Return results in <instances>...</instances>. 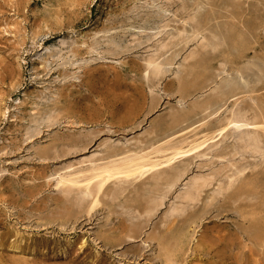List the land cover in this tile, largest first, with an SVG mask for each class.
Segmentation results:
<instances>
[{
  "label": "rangeland",
  "instance_id": "obj_1",
  "mask_svg": "<svg viewBox=\"0 0 264 264\" xmlns=\"http://www.w3.org/2000/svg\"><path fill=\"white\" fill-rule=\"evenodd\" d=\"M252 63L264 75V0H0V264H264V211L240 188L264 185L254 126L155 165L180 177L154 194L147 175L137 201L131 185L120 197L108 184L112 196L87 210L55 186L115 154L206 132L233 107L264 122ZM254 129L259 152L237 147ZM196 177L209 181L190 199Z\"/></svg>",
  "mask_w": 264,
  "mask_h": 264
},
{
  "label": "bare ground",
  "instance_id": "obj_2",
  "mask_svg": "<svg viewBox=\"0 0 264 264\" xmlns=\"http://www.w3.org/2000/svg\"><path fill=\"white\" fill-rule=\"evenodd\" d=\"M256 6V5H255ZM255 9V8H254ZM257 11V10H256ZM259 18V17H257ZM239 22V21H238ZM196 29V28H195ZM203 29V28H202ZM204 31V30H203ZM199 32V31H198ZM211 33V32H210ZM212 34V33H211ZM231 34V33H229ZM199 35V34H198ZM230 36V35H229ZM227 38V37H226ZM230 40V39H228ZM232 42V41H231ZM203 44V43H202ZM225 45V44H224ZM238 48V47H236ZM237 49V53H238ZM242 50V49H241ZM225 52V50H224ZM255 53V52H254ZM236 54V53H235ZM242 54V52H241ZM240 56V55H239ZM256 56V55H254ZM253 57V56H252ZM257 59V58H256ZM203 61V59H202ZM247 61V60H246ZM259 61V60H258ZM262 62V61H261ZM256 64V63H255ZM225 65V64H224ZM257 65V64H256ZM254 65L253 63L250 64V66H253L256 68L257 71H255L256 74L255 75V79L256 82L255 83H259V81L262 79L263 75V71L262 68L258 66ZM264 65V64H263ZM159 67V66H158ZM244 67V66H243ZM246 67V66H245ZM157 68V67H156ZM225 68V67H224ZM223 68V69H224ZM254 68V69H255ZM158 69V68H157ZM249 69L250 71L252 70V68H246ZM153 71V70H152ZM155 71V70H154ZM253 71V70H252ZM229 72V71H228ZM238 72V71H237ZM158 73V71H157ZM246 73V72H245ZM229 75V74H228ZM221 76V75H220ZM241 76V75H240ZM250 76V75H249ZM242 77V76H241ZM212 81V80H211ZM218 82V81H217ZM244 82V81H243ZM248 82V81H246ZM190 83V82H189ZM212 83V82H211ZM213 84V83H212ZM250 84V83H249ZM247 85V84H246ZM213 87V86H212ZM211 87V88H212ZM254 88V87H253ZM215 91V90H214ZM236 90H230L229 93L233 94ZM249 91V90H248ZM257 91V90H256ZM236 93V92H235ZM250 93V92H249ZM234 95V94H233ZM222 97H224V93H222ZM234 97V96H233ZM240 97V96H239ZM242 97V96H241ZM228 98V96H227ZM252 99V98H251ZM257 100V99H256ZM239 101V100H238ZM223 102V101H222ZM237 103V102H236ZM235 103V104H236ZM260 104V102H258ZM257 104V103H256ZM258 104V106H259ZM262 104V103H261ZM234 105V104H233ZM252 105V104H251ZM263 105V104H262ZM254 106V105H253ZM252 106V107H253ZM255 107V106H254ZM259 108V107H258ZM264 108V107H263ZM262 108V109H263ZM207 109V106L205 107V110ZM248 109V108H247ZM244 107H233L229 110V112L226 111V113H228L227 116H225V118L223 119H219L218 121H216V123L214 124V126L211 129H208V131L203 132L201 130L202 125L197 126V127H193L192 129L189 128V131L186 132L184 135H182L181 137L177 138L176 140H164L161 144H159L158 146L154 147L151 151L146 152L143 151L142 154H138L136 152H132L130 153V151H126V152H121L118 154H115L114 156H111L106 162H103L102 164H90L89 166H87L86 168L80 169L78 168V170H75L73 172L70 173H66L64 175H57L58 177L56 178V184L55 186L60 189V191H63L64 194H73L75 195V197L77 199L74 198V201L76 200L77 205H79V207H82L84 209L90 210L95 208L96 206H98L102 200H104V198H106L107 195H111L112 192H114L113 194L122 197V195L124 194V192H126L129 188V186L131 185V187L133 188V196H131L130 198H132L131 201H137V199L140 198L142 190L143 189H147L146 187H142L143 183H147V179L148 180H153V183L150 187L149 190H154L153 187H156L155 189H157L158 185H170L173 183H175L179 177L180 174L176 173L174 175H167L166 173H160L157 174L156 171L157 169L155 168V165H159L162 162H167L172 160L173 158L177 157L178 155H182L186 152L189 151H193L195 149H200L201 147L206 145V148H204L202 151L198 150L199 152L197 153H204V151H206L207 149L213 147L215 144H209V141H212L215 137H217L218 135H223V133L228 130L229 128H232L234 131H237V129L239 127H242L244 125H251L252 127L254 126L255 128H259L262 129L264 131V122L263 121H259V118L256 116H249L248 110ZM257 109V108H256ZM208 110V109H207ZM228 110V109H227ZM261 110V109H259ZM257 109V111H259ZM192 111V110H191ZM218 111V110H217ZM254 111V110H253ZM262 111V110H261ZM207 112V111H206ZM215 113V112H214ZM254 113V112H253ZM260 114V113H259ZM258 114V115H259ZM211 115V114H210ZM261 115V114H260ZM186 117V116H185ZM263 117H264V113H263ZM184 119V118H183ZM182 119V120H183ZM179 120H175V122L177 123ZM245 128V127H244ZM255 130V129H254ZM258 130V129H257ZM232 131V130H231ZM262 131V132H263ZM233 132V131H232ZM232 134V133H231ZM264 135V134H263ZM157 138V137H155ZM259 135L257 134V131H253V132H246V134L244 135H238L236 138V145L237 147H240L242 149H246L249 148L248 150H252V149H257L259 152V145L261 143L260 139H259ZM153 139V138H152ZM172 139V138H171ZM235 146V145H234ZM233 146V147H234ZM262 146V145H261ZM151 147V146H150ZM152 148V147H151ZM150 149V148H149ZM261 149V148H260ZM264 149V148H262ZM235 150V148H234ZM247 150V149H246ZM243 150V151H246ZM247 150V151H248ZM257 150H254V152H256ZM237 151V150H236ZM234 151V152H236ZM241 151V150H240ZM241 151V152H243ZM139 152V151H137ZM233 152V151H232ZM239 152V151H238ZM252 152V151H251ZM253 152V153H254ZM256 152V153H258ZM261 153V152H260ZM154 154V158H152L151 156ZM237 154V153H236ZM239 154V153H238ZM259 154V153H258ZM264 154V153H263ZM235 155V154H233ZM255 155V154H254ZM230 157L232 155H229ZM259 156V155H258ZM218 158L220 156H217ZM224 158V156H223ZM263 158V157H262ZM158 159V160H155ZM90 162V161H89ZM258 164V163H257ZM240 165V164H239ZM231 166V165H230ZM229 166V167H230ZM233 166V165H232ZM244 166V165H243ZM248 166V165H247ZM76 167V166H75ZM80 167V166H79ZM245 167V166H244ZM221 168V167H220ZM228 168V167H227ZM233 168V167H232ZM248 168V167H247ZM257 168V167H256ZM226 169V168H225ZM183 170V169H182ZM248 170V169H247ZM250 170V169H249ZM254 170V169H252ZM66 171V170H65ZM72 171V170H71ZM214 171V170H213ZM211 171V172H213ZM229 171V170H228ZM238 172H240V169L237 170ZM215 172V171H214ZM225 173V171H223ZM250 172V171H249ZM181 173V172H180ZM216 173V172H215ZM233 173H236V171ZM244 173V172H243ZM252 173V172H251ZM62 174V173H61ZM208 174V173H207ZM214 174V173H211ZM218 174V173H217ZM216 174V175H217ZM237 174V173H236ZM240 174V173H239ZM147 175H149L147 177V179H144V177H146ZM157 175V176H156ZM215 175V174H214ZM216 175L214 176V178H216ZM224 175V174H223ZM199 176V175H198ZM208 176V175H207ZM206 176V177H207ZM232 176V173H231ZM244 176V175H243ZM203 177V178H194L192 179V181H190V183L188 184V187L186 188V190L184 191V194L186 195V197H189L190 199L193 197L194 199V195L197 194V192L202 189V186L209 181V176L208 178ZM211 177V176H210ZM233 178L227 180L226 182V187L229 188L232 184L233 181L236 180L238 178V176L233 175ZM212 178V180L214 179ZM227 178V177H225ZM217 179V178H216ZM219 179V178H218ZM248 179V178H246ZM258 179V178H257ZM249 180V181H245L243 182V184H240V188H241V195H243V197H245L247 200H252V202L254 201V205H256L255 201L257 202L258 209L260 210L259 213L264 211V185H260L259 180ZM264 179V178H261ZM142 180V181H140ZM137 181H140L141 183L139 184H135ZM147 181V182H145ZM214 181V180H213ZM241 181V180H240ZM244 181V180H242ZM151 182V181H150ZM186 182V181H185ZM189 182V181H188ZM210 182H212L210 180ZM221 182V181H220ZM219 182V183H220ZM187 183V182H186ZM209 183V182H208ZM116 185V188H112V192H110V190L107 191V189H109L107 185ZM142 184V185H141ZM148 184V183H147ZM147 184H145L147 186ZM210 184V183H209ZM138 185V187H136ZM151 185V183H150ZM208 184H206L207 186ZM219 185H222L221 183ZM184 186V185H183ZM185 187V186H184ZM223 187V186H221ZM219 187V188H221ZM161 188V187H159ZM57 189V190H58ZM114 189V190H113ZM213 189V188H212ZM218 189V188H217ZM223 188H221L222 190ZM166 190V188H165ZM221 190L218 189V191ZM157 191V190H156ZM155 191V193H156ZM201 191V190H200ZM199 191V192H200ZM215 191V190H214ZM217 191V192H218ZM226 191V189H225ZM224 191V192H225ZM236 191H238L236 189ZM240 191V190H239ZM149 192V193H151ZM230 192V191H229ZM233 192H235L233 190ZM61 193V192H60ZM62 193V195H63ZM154 193V191L152 192ZM154 193V194H155ZM163 193V192H162ZM216 193V192H214ZM235 194V193H234ZM232 194V195H234ZM145 195V194H144ZM152 195V194H151ZM183 195V194H182ZM198 195V194H197ZM240 195V193H239ZM65 196V195H63ZM112 196V195H111ZM114 196V195H113ZM161 196V194H160ZM179 196V195H178ZM177 196V197H178ZM230 196V195H229ZM66 197V196H65ZM108 197V196H107ZM156 197V195H155ZM162 197V196H161ZM205 197V196H204ZM231 197V196H230ZM158 198V197H157ZM160 198V197H159ZM210 198V197H209ZM212 198V197H211ZM226 198V197H225ZM236 198V197H235ZM111 199V198H110ZM119 199V198H118ZM153 199V198H152ZM187 199V198H185ZM244 199V198H243ZM242 199V201H243ZM211 200V199H210ZM213 200V198H212ZM228 200V199H227ZM184 201V200H183ZM187 202V200H185ZM184 201V202H185ZM232 201V200H231ZM185 202V203H186ZM191 202V201H190ZM189 202V203H190ZM210 202V201H208ZM226 202V201H224ZM235 202V201H234ZM69 203V202H68ZM179 203V202H178ZM182 203V207L183 204ZM196 203V202H195ZM223 203V202H222ZM233 203V202H232ZM242 203V202H240ZM76 204V203H75ZM177 204V203H176ZM188 204V202H187ZM251 204V205H252ZM180 205V203H179ZM196 205V204H195ZM223 205V204H222ZM241 206V205H240ZM78 207V209H79ZM186 207V206H185ZM194 207V206H192ZM250 207V206H249ZM254 207V206H253ZM257 208V207H256ZM77 209V210H78ZM183 209V208H182ZM227 209V208H226ZM251 209V207H250ZM81 210V208H80ZM178 210V209H177ZM181 210V209H180ZM244 210V209H243ZM154 211V210H153ZM257 212V211H256ZM249 214V213H248ZM254 215V213H253ZM261 215V214H259ZM257 216V215H256ZM263 216V215H262ZM253 217V216H251ZM251 219V218H250ZM260 219V218H259ZM261 230V229H260ZM257 232V230H256ZM250 238V237H249ZM254 238V237H253ZM252 238V239H253ZM251 240V239H250ZM256 241L259 242L260 247H264V235H257L256 236Z\"/></svg>",
  "mask_w": 264,
  "mask_h": 264
}]
</instances>
